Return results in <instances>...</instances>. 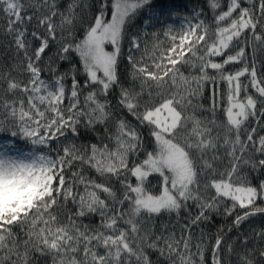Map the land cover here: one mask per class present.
Listing matches in <instances>:
<instances>
[{"label":"snow or ice","instance_id":"1","mask_svg":"<svg viewBox=\"0 0 264 264\" xmlns=\"http://www.w3.org/2000/svg\"><path fill=\"white\" fill-rule=\"evenodd\" d=\"M153 3L0 0V264H264V0Z\"/></svg>","mask_w":264,"mask_h":264},{"label":"trees","instance_id":"2","mask_svg":"<svg viewBox=\"0 0 264 264\" xmlns=\"http://www.w3.org/2000/svg\"><path fill=\"white\" fill-rule=\"evenodd\" d=\"M204 0H154L153 7L151 11H146L145 16L147 17L148 14L150 13H159V19L161 21L169 19L168 18V13L170 10H177V13L182 12L183 14L187 13L188 8H193V7H204ZM167 11V12H166ZM169 21V20H168ZM171 22V21H169ZM153 24L155 27H160V24L155 20L153 21ZM152 29H149L151 31ZM82 139L87 140V137H82ZM168 217L165 216L163 218L164 222H167ZM224 223V219L222 217H216L214 219V222L210 225L204 226L206 227V230H209L211 232H215L216 229L221 226ZM228 223H231L230 219ZM264 224V218L261 217H256L254 218L250 223H245L241 227L242 232H248L250 227H260ZM233 238L235 237L236 233L233 232L230 234ZM153 259H155V256H153Z\"/></svg>","mask_w":264,"mask_h":264},{"label":"rangeland","instance_id":"3","mask_svg":"<svg viewBox=\"0 0 264 264\" xmlns=\"http://www.w3.org/2000/svg\"><path fill=\"white\" fill-rule=\"evenodd\" d=\"M166 12H167V11H166ZM159 13H160V12H157L156 15L159 16ZM183 15H184V14H183L182 12L177 13V16H183ZM151 16H152V13H150V14L147 15V17H149V18H150ZM168 20L171 21V22H175V24H176L177 26H179V19H175V18H174V19H168ZM153 21H155V20H153Z\"/></svg>","mask_w":264,"mask_h":264}]
</instances>
